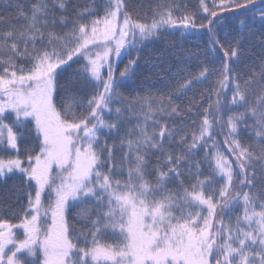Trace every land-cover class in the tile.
<instances>
[{"label":"snow or ice","instance_id":"6c2138e0","mask_svg":"<svg viewBox=\"0 0 264 264\" xmlns=\"http://www.w3.org/2000/svg\"><path fill=\"white\" fill-rule=\"evenodd\" d=\"M0 264H264V0H0Z\"/></svg>","mask_w":264,"mask_h":264},{"label":"trees","instance_id":"16d2710c","mask_svg":"<svg viewBox=\"0 0 264 264\" xmlns=\"http://www.w3.org/2000/svg\"><path fill=\"white\" fill-rule=\"evenodd\" d=\"M126 62V61H125ZM122 66V65H121Z\"/></svg>","mask_w":264,"mask_h":264}]
</instances>
